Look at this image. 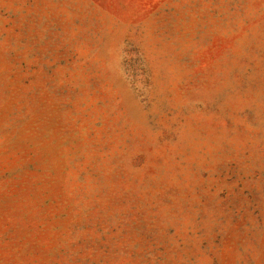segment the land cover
<instances>
[{
	"label": "rangeland",
	"instance_id": "obj_1",
	"mask_svg": "<svg viewBox=\"0 0 264 264\" xmlns=\"http://www.w3.org/2000/svg\"><path fill=\"white\" fill-rule=\"evenodd\" d=\"M0 264H264V0H0Z\"/></svg>",
	"mask_w": 264,
	"mask_h": 264
}]
</instances>
